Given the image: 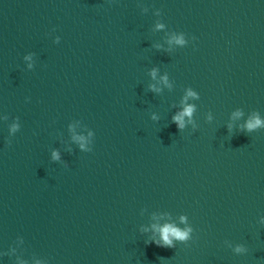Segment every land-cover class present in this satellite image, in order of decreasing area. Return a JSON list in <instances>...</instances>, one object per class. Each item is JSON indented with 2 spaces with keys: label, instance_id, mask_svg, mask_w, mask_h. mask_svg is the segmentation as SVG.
Returning a JSON list of instances; mask_svg holds the SVG:
<instances>
[{
  "label": "water",
  "instance_id": "obj_1",
  "mask_svg": "<svg viewBox=\"0 0 264 264\" xmlns=\"http://www.w3.org/2000/svg\"><path fill=\"white\" fill-rule=\"evenodd\" d=\"M255 114L264 98L0 0V264H264ZM166 223L191 238L158 245Z\"/></svg>",
  "mask_w": 264,
  "mask_h": 264
},
{
  "label": "clouds",
  "instance_id": "obj_2",
  "mask_svg": "<svg viewBox=\"0 0 264 264\" xmlns=\"http://www.w3.org/2000/svg\"><path fill=\"white\" fill-rule=\"evenodd\" d=\"M158 27H163V25H158ZM173 41H175L178 44H184L185 43V38L183 33L181 34H173L172 38ZM30 59V57H27ZM152 75L155 78L156 76V70L153 69ZM162 79L167 82V76L162 77ZM153 88H155V85H152ZM198 93H196L192 89H188L186 96L184 97V100L187 101L188 97H196ZM195 111V105L194 104H189L185 103L184 107L173 116V120L177 123L178 128H184L185 127V117H188L189 120L192 117L193 112ZM234 116H240L242 115L241 112L237 111L233 114ZM264 126V119L260 117L259 114H255L251 116L244 127H246L248 130H252L257 127H262ZM19 127L18 124H13L12 125V130L15 131V129ZM74 139L80 141V145L83 148L85 146V143L87 141V138L83 135H77L74 136ZM54 158H59V153L54 152L53 153ZM185 217H181V220H185ZM154 228H157V226H153ZM159 231V239L156 240L155 242L158 245H165V246H172L173 242L175 240H188L191 238V233H192V228L190 226L181 228L178 225H175L173 223H166L164 225H161L157 229ZM244 250L242 246H237L236 251H242Z\"/></svg>",
  "mask_w": 264,
  "mask_h": 264
}]
</instances>
